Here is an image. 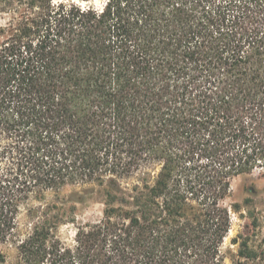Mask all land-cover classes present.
<instances>
[{"label":"trees","instance_id":"16d2710c","mask_svg":"<svg viewBox=\"0 0 264 264\" xmlns=\"http://www.w3.org/2000/svg\"><path fill=\"white\" fill-rule=\"evenodd\" d=\"M254 173L264 0H0V245L32 223L18 264H223L231 182ZM88 185L102 215L77 223L83 197L61 192Z\"/></svg>","mask_w":264,"mask_h":264},{"label":"rangeland","instance_id":"374dc122","mask_svg":"<svg viewBox=\"0 0 264 264\" xmlns=\"http://www.w3.org/2000/svg\"><path fill=\"white\" fill-rule=\"evenodd\" d=\"M99 4L100 0H92ZM124 185L128 186L133 178L126 180ZM88 188L90 190H88ZM96 185L82 187H65L61 194L69 195L76 191L83 197L81 202L75 201V218L77 223H85L98 220L102 215L104 205L102 195L97 193ZM92 190V191H91ZM245 198L251 201L245 205ZM54 200L53 195L47 196L45 202ZM230 207L231 224L227 236L223 239L221 250L224 256L223 264H264V177L257 173L249 177H238L231 182L230 195L225 200ZM241 205L239 211H233L231 204ZM32 223L27 212L22 211L17 219L15 236L0 245V264H18V253L15 248L17 238L24 237L31 229ZM75 227L73 224L60 226L58 232L65 241H70L74 236ZM236 239V242L233 241ZM247 242L249 249L255 250L256 256L253 259L239 258L237 251L239 244ZM4 260V261H1Z\"/></svg>","mask_w":264,"mask_h":264}]
</instances>
